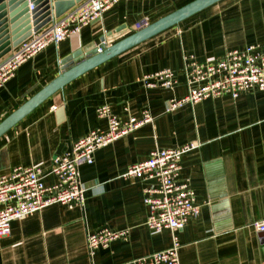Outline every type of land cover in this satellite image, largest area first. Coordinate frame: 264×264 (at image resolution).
<instances>
[{"label": "crops", "instance_id": "1", "mask_svg": "<svg viewBox=\"0 0 264 264\" xmlns=\"http://www.w3.org/2000/svg\"><path fill=\"white\" fill-rule=\"evenodd\" d=\"M191 1L121 0L79 33L50 43L0 87V122L56 78L73 50L102 36H111V45ZM254 43L264 44V0H220L74 78L0 136V175L36 166L51 185L55 157L91 130H107L100 105L122 119L145 108L153 114L150 123L97 150L93 163L80 165L82 205L52 203L13 220L0 237V264L128 263L169 248L173 234L181 264H264V232L256 226L264 219V91L166 111L170 99L188 93L185 53L215 61ZM165 68L177 74L173 88L143 84L144 75ZM194 141L200 147L183 156L179 181L190 183L201 213L181 229L153 234L144 188L155 181L124 174L155 148ZM104 227L127 229L128 237L91 252L88 234Z\"/></svg>", "mask_w": 264, "mask_h": 264}, {"label": "built area", "instance_id": "2", "mask_svg": "<svg viewBox=\"0 0 264 264\" xmlns=\"http://www.w3.org/2000/svg\"><path fill=\"white\" fill-rule=\"evenodd\" d=\"M119 1L83 0L34 32L0 61V87L15 76L23 63L50 43H58L79 33ZM182 72L188 93L182 98L170 99L166 104L167 112L209 97L230 94L237 98L255 88L264 91V44L254 43L242 49L229 50L215 61L201 62L193 53H185ZM177 83V74L170 68L143 77L146 87L173 88ZM97 114L107 120V130H91L76 140L67 152L55 157L50 171L56 177L53 184L45 183L47 174L36 166H17L0 175V237L10 232L13 220L22 219L52 203L65 204L70 208L82 205L85 187L80 180V165L93 163L97 150L153 120L149 108L143 109L140 116L122 119L112 112L109 104H102L97 108ZM199 147L200 143L194 141L179 147L155 148L146 159L131 165L124 174L155 181L144 188V201L149 209L146 223L153 234L164 229H181L191 219L199 217L201 210L194 189L188 181H179L183 156ZM256 226L264 232V219ZM127 237V229L104 227L88 234V246L93 252ZM180 248V239L173 234L169 248L121 264H181Z\"/></svg>", "mask_w": 264, "mask_h": 264}, {"label": "water", "instance_id": "3", "mask_svg": "<svg viewBox=\"0 0 264 264\" xmlns=\"http://www.w3.org/2000/svg\"><path fill=\"white\" fill-rule=\"evenodd\" d=\"M82 1L0 0V57ZM219 1L193 0L111 45V36H102L99 43L90 42L73 50L61 60V72L56 78L0 122V136L74 78Z\"/></svg>", "mask_w": 264, "mask_h": 264}, {"label": "rangeland", "instance_id": "4", "mask_svg": "<svg viewBox=\"0 0 264 264\" xmlns=\"http://www.w3.org/2000/svg\"><path fill=\"white\" fill-rule=\"evenodd\" d=\"M224 57V56H223Z\"/></svg>", "mask_w": 264, "mask_h": 264}]
</instances>
